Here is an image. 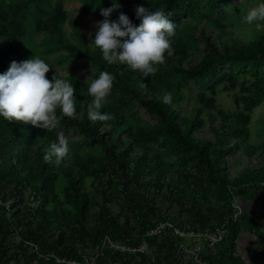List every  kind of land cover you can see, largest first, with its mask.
I'll use <instances>...</instances> for the list:
<instances>
[{"label":"trees","instance_id":"1","mask_svg":"<svg viewBox=\"0 0 264 264\" xmlns=\"http://www.w3.org/2000/svg\"><path fill=\"white\" fill-rule=\"evenodd\" d=\"M78 1L97 22L101 9L118 2L110 19L123 13L137 27V7H163L176 24L174 54L144 77L108 65L69 18L67 0H0V74L13 61L41 57L49 80L56 75L76 88L79 117L63 118L51 132L0 117V264H197L177 229L223 231L203 249L209 264H258L245 259L239 243L250 236L263 258L264 220L237 206L264 205V142L255 144L249 127L250 113L264 104V31L239 32L229 18L234 0ZM78 61L92 67L91 79L102 71L115 76L100 109L114 119H88L90 80L60 69ZM247 80L246 112L218 109L207 95L223 82L235 88ZM196 90L192 102L188 91ZM59 132L71 152L56 166L43 155ZM160 225L165 229L152 234Z\"/></svg>","mask_w":264,"mask_h":264},{"label":"clouds","instance_id":"2","mask_svg":"<svg viewBox=\"0 0 264 264\" xmlns=\"http://www.w3.org/2000/svg\"><path fill=\"white\" fill-rule=\"evenodd\" d=\"M120 7L114 2L112 7L101 9L104 20L96 25L98 31L90 45L101 51L108 65H124L144 77L156 74L158 67L165 64L166 56L174 54L171 38L175 36L176 24L170 21L163 7L152 11L143 6L135 9L136 18L141 21L138 27L123 13L118 21H112V13ZM240 23L254 27L257 32L264 31V2L242 13ZM50 70L49 64L35 55L19 63L13 61L7 72L0 74V117L10 123L32 125L47 132L56 129L63 118L79 119L75 107L76 88L56 75L49 80L46 74ZM114 81L115 76L108 71L100 72L96 79L88 77L85 80L92 98L87 109L90 121L114 119L111 114L100 111L108 103ZM162 101L170 105L171 93H165ZM70 152L69 139L59 132L57 141L44 149L43 160L59 166Z\"/></svg>","mask_w":264,"mask_h":264},{"label":"rangeland","instance_id":"3","mask_svg":"<svg viewBox=\"0 0 264 264\" xmlns=\"http://www.w3.org/2000/svg\"><path fill=\"white\" fill-rule=\"evenodd\" d=\"M8 1V0H3ZM260 3L259 0L254 1H245V0H234L233 4L229 6V18L236 24V28L241 34L251 32L253 28H249L247 25L240 23L241 14L245 13L250 7ZM82 4L78 0H67L65 8L67 10L68 16L70 19L76 20L81 24L82 30L88 40L92 43L94 40L95 33L98 31L96 25L99 23L95 21L91 16L85 15L80 11ZM68 33L71 32V26L68 24L66 26ZM34 33V29H32ZM35 34V33H34ZM91 34V35H90ZM41 35L35 34V40L40 41ZM53 59L54 57H50ZM62 73L75 74L78 78H88L89 72L92 70V67L86 61H78L69 66L61 67ZM250 79V78H248ZM250 80L239 84L235 88H228L230 85L227 82H223L216 89L215 93L208 92L207 95L210 98L215 100V106L218 109H223L230 113L239 114L241 112H246V98L250 95L247 91V87L250 86ZM199 95V91H188V98L192 102L196 101V98ZM264 119V104L259 105L254 108L250 113V124L249 127L252 131V141L255 144H260L264 142V136H259L260 130L262 129V120ZM257 211V210H256ZM258 217L262 220L264 218ZM245 239L242 241L240 246V252L243 254L247 261H253L256 259L258 264H264V257H259L255 252V244L250 236H245Z\"/></svg>","mask_w":264,"mask_h":264},{"label":"built area","instance_id":"4","mask_svg":"<svg viewBox=\"0 0 264 264\" xmlns=\"http://www.w3.org/2000/svg\"><path fill=\"white\" fill-rule=\"evenodd\" d=\"M239 206H237V210ZM239 213V212H238ZM166 225H160L157 229L152 231V234H160ZM176 234L184 239L183 249L186 251L187 254L191 255L197 264H209L208 262L204 261L202 258V252L206 245L213 247L218 242L221 241L223 236V231L219 230L215 233H185L180 230H176ZM116 248L120 249L121 251H135L136 249H130L123 246H116ZM147 245L143 244L139 251H146Z\"/></svg>","mask_w":264,"mask_h":264},{"label":"crops","instance_id":"5","mask_svg":"<svg viewBox=\"0 0 264 264\" xmlns=\"http://www.w3.org/2000/svg\"><path fill=\"white\" fill-rule=\"evenodd\" d=\"M257 210V211H256ZM239 214L242 213H249L252 216H260L264 218V205L261 204H255L249 201H242L239 204V209H238ZM248 235H244L239 243V246H241L242 241L245 239L244 237Z\"/></svg>","mask_w":264,"mask_h":264}]
</instances>
